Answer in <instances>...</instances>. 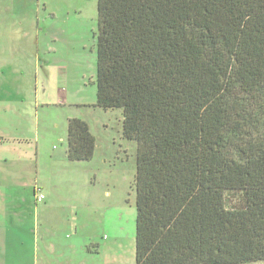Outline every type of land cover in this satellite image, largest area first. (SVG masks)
Segmentation results:
<instances>
[{
    "label": "trees",
    "instance_id": "trees-1",
    "mask_svg": "<svg viewBox=\"0 0 264 264\" xmlns=\"http://www.w3.org/2000/svg\"><path fill=\"white\" fill-rule=\"evenodd\" d=\"M94 106L136 142L135 264L264 261V0H97ZM69 160L95 140L67 120ZM242 189L243 208L224 191Z\"/></svg>",
    "mask_w": 264,
    "mask_h": 264
},
{
    "label": "rangeland",
    "instance_id": "rangeland-1",
    "mask_svg": "<svg viewBox=\"0 0 264 264\" xmlns=\"http://www.w3.org/2000/svg\"><path fill=\"white\" fill-rule=\"evenodd\" d=\"M96 3L0 0V165L27 171L0 180V264H135L136 142L121 109L94 106ZM74 117L94 137L90 160L66 157ZM224 202L243 208L244 190Z\"/></svg>",
    "mask_w": 264,
    "mask_h": 264
},
{
    "label": "crops",
    "instance_id": "crops-1",
    "mask_svg": "<svg viewBox=\"0 0 264 264\" xmlns=\"http://www.w3.org/2000/svg\"><path fill=\"white\" fill-rule=\"evenodd\" d=\"M69 118H67L68 120ZM66 124H67V121H66ZM66 134H67V126H66ZM67 138V137H66ZM64 156V154H63ZM66 157H67V153H66ZM68 159V157H67ZM23 169H25V167H22ZM20 173H27L26 170L24 171H18V170H11L10 168L6 167V166H3V165H0V180L3 179V181H5L3 183V185H8L9 184V181H11V179H14L16 177V175L20 174ZM30 180H31V173H30ZM27 188H29V190L31 191L32 193V197L33 198H30L29 200L32 201L33 199V202L35 204V206H37L36 204H38L34 198V193H36L35 191L36 190H40L39 187H36L35 185L32 187L31 184H28ZM3 198H4V192L3 190L0 188V204H5L3 203ZM5 202V201H4ZM21 202V201H20ZM33 213H35V211H33ZM2 225V224H1ZM25 223H21L19 225H16L17 227H15V229H12L11 231L12 232H24L26 230V227H25ZM20 226H23L22 229H20ZM2 227V226H1ZM49 257V256H48ZM50 258V257H49ZM52 258V257H51ZM37 260V259H36ZM40 264H43L41 261H40ZM44 264H49V263H44ZM55 264V263H53Z\"/></svg>",
    "mask_w": 264,
    "mask_h": 264
},
{
    "label": "built area",
    "instance_id": "built-area-1",
    "mask_svg": "<svg viewBox=\"0 0 264 264\" xmlns=\"http://www.w3.org/2000/svg\"><path fill=\"white\" fill-rule=\"evenodd\" d=\"M34 193V198L37 203H40L44 200V195L40 192V190H36Z\"/></svg>",
    "mask_w": 264,
    "mask_h": 264
}]
</instances>
